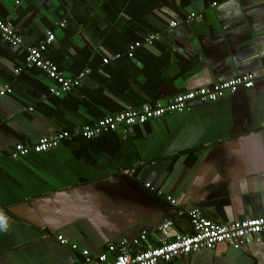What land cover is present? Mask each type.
Segmentation results:
<instances>
[{"label":"crops","instance_id":"0c3cea01","mask_svg":"<svg viewBox=\"0 0 264 264\" xmlns=\"http://www.w3.org/2000/svg\"><path fill=\"white\" fill-rule=\"evenodd\" d=\"M0 19L24 47L53 32L44 59L65 77L91 71L56 97L52 79L24 67L26 49L0 42V91L13 90L0 97V264H90L81 251L112 260V247L143 234V248L193 234L169 198L219 224L264 216V0H0ZM243 74L257 77L254 88L127 135H77L106 115ZM64 131L73 140L11 157ZM167 221L168 236L159 229ZM158 264H264V235Z\"/></svg>","mask_w":264,"mask_h":264},{"label":"built area","instance_id":"2783aa9c","mask_svg":"<svg viewBox=\"0 0 264 264\" xmlns=\"http://www.w3.org/2000/svg\"><path fill=\"white\" fill-rule=\"evenodd\" d=\"M197 18L194 13L187 19V23H191ZM65 27L66 21L59 24ZM178 23H172L171 28H176ZM53 32L48 33V38L39 47H24L23 39L16 31L11 22L0 19V42L10 45L13 49L24 48L27 52L25 59V68L41 69L50 79H52L58 88L53 91L56 97L62 96L64 93L70 92L74 87H79L83 79L88 76L91 71L86 69L75 79L65 77L58 67L50 62L45 61L44 53L47 48L55 41ZM152 39L147 42L151 43ZM140 43L131 47V51L139 47ZM133 57V53L130 54ZM108 63L107 60H104ZM23 71V67L18 68L17 72ZM264 76V71L263 75ZM257 77L253 74H243L232 79L217 83L211 88L203 87L197 90L181 93L174 96L166 103L155 102L145 105L139 109H128L117 114L107 115L97 120L93 124L83 125L78 129L77 135L85 140L98 138L101 135L114 133L121 130L124 134H129L130 130L135 126H142L146 123L161 119L168 114H180L186 112L191 105L194 104H210L215 103L227 95L236 94L241 89L254 88ZM13 90L5 87L0 91V97L11 95ZM33 111V109H31ZM74 135L69 132L56 133L51 136L42 137L33 147L17 145L11 154L15 160L28 156L32 151L35 153H45L57 148L64 141L73 140ZM170 203L178 208L180 217L187 216L193 228V234L177 235L174 239L166 241L160 246L143 248V244L147 243L148 235L143 234L140 238L134 239L130 244L124 242L119 249L111 248L115 252V258L109 260L104 254L99 259H93L88 250L81 251L86 261L90 264H158L160 262L169 263L175 258L187 257L192 254L212 251L221 244H227L233 249L239 250L245 241L255 236L264 235V216L253 219L239 220L229 224H219L207 217L203 216L199 209L183 210L179 204L168 199ZM173 226L172 221H167L159 229L164 235L169 234ZM63 245H68L67 240L62 237L58 238ZM74 250H78L77 245L71 246Z\"/></svg>","mask_w":264,"mask_h":264},{"label":"clouds","instance_id":"9594fccd","mask_svg":"<svg viewBox=\"0 0 264 264\" xmlns=\"http://www.w3.org/2000/svg\"><path fill=\"white\" fill-rule=\"evenodd\" d=\"M0 228L7 230V219L3 215H0Z\"/></svg>","mask_w":264,"mask_h":264},{"label":"trees","instance_id":"16d2710c","mask_svg":"<svg viewBox=\"0 0 264 264\" xmlns=\"http://www.w3.org/2000/svg\"><path fill=\"white\" fill-rule=\"evenodd\" d=\"M7 21V20H6ZM14 26V25H13ZM7 45V44H6ZM7 46H10V45H7ZM11 47V46H10ZM12 48V47H11ZM110 115V114H109ZM107 116V115H106ZM104 118V117H103ZM98 120H100V119H98Z\"/></svg>","mask_w":264,"mask_h":264},{"label":"water","instance_id":"95a60500","mask_svg":"<svg viewBox=\"0 0 264 264\" xmlns=\"http://www.w3.org/2000/svg\"><path fill=\"white\" fill-rule=\"evenodd\" d=\"M252 237H256L255 235H253ZM257 237H259V236H257Z\"/></svg>","mask_w":264,"mask_h":264}]
</instances>
